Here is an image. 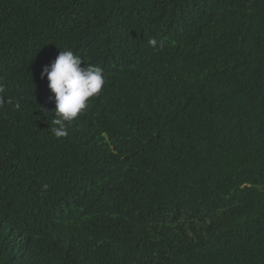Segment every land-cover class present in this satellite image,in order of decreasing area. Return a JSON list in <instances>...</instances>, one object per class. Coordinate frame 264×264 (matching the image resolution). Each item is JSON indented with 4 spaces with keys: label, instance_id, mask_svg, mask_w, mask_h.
I'll use <instances>...</instances> for the list:
<instances>
[{
    "label": "trees",
    "instance_id": "trees-1",
    "mask_svg": "<svg viewBox=\"0 0 264 264\" xmlns=\"http://www.w3.org/2000/svg\"><path fill=\"white\" fill-rule=\"evenodd\" d=\"M0 85V264H264V0H0Z\"/></svg>",
    "mask_w": 264,
    "mask_h": 264
},
{
    "label": "clouds",
    "instance_id": "clouds-1",
    "mask_svg": "<svg viewBox=\"0 0 264 264\" xmlns=\"http://www.w3.org/2000/svg\"><path fill=\"white\" fill-rule=\"evenodd\" d=\"M148 43L156 47L158 41L151 37ZM45 75L54 94L50 99L55 103L51 132L57 138L65 137L68 135V124L87 109L90 98L101 93L106 77L101 67L85 64L82 57L71 49L60 51L56 59L44 67L41 78ZM4 91L5 88L0 85V94Z\"/></svg>",
    "mask_w": 264,
    "mask_h": 264
}]
</instances>
